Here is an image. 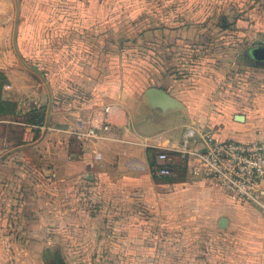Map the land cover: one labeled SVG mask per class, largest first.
Here are the masks:
<instances>
[{"label": "crops", "instance_id": "1", "mask_svg": "<svg viewBox=\"0 0 264 264\" xmlns=\"http://www.w3.org/2000/svg\"><path fill=\"white\" fill-rule=\"evenodd\" d=\"M189 1L198 3L19 0L15 46L16 0H0V67H5L0 69L6 79L0 101L10 106L0 115V151L36 142L45 130L39 120L44 114L46 121L48 89L18 54L43 73L54 99L46 135L22 149L39 153L38 171L51 169L49 195L21 198L15 213L49 215L56 225L58 218L66 217L74 234L94 236L65 240L63 248L107 249L102 243L112 241L102 218L113 217V245L122 250L116 262L264 264V212L208 178L194 154L210 132L222 140L264 141V88L254 95L250 89L236 92L228 88L222 68H198L196 63L181 67L190 27L201 35L221 11L234 13L233 0H212L211 6L206 0ZM252 2L258 15L248 9L244 39L254 34L253 15L264 19V0ZM198 8H207L208 15L201 16ZM226 31L224 37L232 38ZM127 49L133 56L146 54L151 68H141L139 58L124 61ZM153 86L183 107H152L145 92ZM239 114L244 120L236 118ZM106 118L110 132L78 140L66 131L70 124L100 126ZM44 147L49 148L48 164ZM163 151L170 157L169 176L157 174ZM90 199L99 203L96 209L88 207ZM28 201L32 204L26 208ZM221 218L227 219L225 228L220 227ZM25 247V242L2 236L0 264H11V248ZM67 254L68 264L96 263L84 254L72 261V252Z\"/></svg>", "mask_w": 264, "mask_h": 264}, {"label": "rangeland", "instance_id": "2", "mask_svg": "<svg viewBox=\"0 0 264 264\" xmlns=\"http://www.w3.org/2000/svg\"><path fill=\"white\" fill-rule=\"evenodd\" d=\"M156 1L162 2V0ZM191 3L194 5L198 2H191L189 0H185L184 2L186 5ZM231 3L233 4L234 13L228 12V9H224L220 12L221 15L215 18L212 25H208L207 28L201 31V35H199L196 27H190L189 32L186 33L185 46L181 50L183 64L181 67H192L193 63H196L195 65L198 68H222L220 70L222 71V77L227 76L230 81V85L228 83L229 89L234 88L236 92L250 89V92L254 95L257 90L264 88V63H257L250 53L251 48L264 42V35H256V33H264V21H262L264 19H258L253 15L254 22L251 26V32L254 34L249 39L247 37L244 39L243 33L248 29V25L245 23L248 20V17H246L248 9H252L254 11L252 13L258 15L254 10L257 9L254 6L255 2H252V0H233ZM206 4L211 6L213 1L206 0ZM198 10L203 17H206L209 13L207 8H198ZM225 14L228 17L227 20H225ZM223 20H225L224 23ZM226 29H228L229 33L230 31L232 32V38L224 37L227 34ZM138 56H136L135 52L133 56V53L127 49L126 54L123 55V59L130 62L131 59L139 58L141 59V68H151L147 61L150 58L146 54L140 53ZM178 56L176 55L175 58H172V61L175 62ZM0 68L5 67L1 66ZM5 82L3 70L0 69V88ZM9 108L10 106L0 101V115L6 114ZM44 123L40 129L45 128ZM1 133L0 131V135H2ZM14 147L17 146L4 148L0 151V156ZM41 151L42 154H47L45 160L46 164H48V161H50L49 148L44 147ZM38 163L39 153H25L22 149L10 153L0 161V238L7 236L10 237L11 241H20L26 244L25 248L10 249L11 264H55L56 252H60L65 258L67 257L66 255H69L67 254L69 251L72 252V256L74 257H71L72 261L79 260L84 254L88 262L96 261L95 264H131L130 259L124 263H120V261L116 262L122 250L118 246L113 245L115 232L113 217L102 218L109 227L107 228L108 233L105 235H108L107 238L112 241V243H107L109 241L102 243L103 246L108 244L107 249L74 247L72 250H69L63 248L64 245L61 242L70 240L71 238H87L92 240L94 236L91 233L74 234L76 232L70 231V225L67 224L66 217L58 218L56 225L51 224L52 221L53 223L55 222V218L49 215H44L41 218L18 217L16 215L15 212L20 206L19 200L21 198L28 197V199H32L35 194L39 195L41 193L49 195L51 169L44 168L40 172L36 169ZM86 203L90 209H96L97 205H99L93 199L86 200ZM27 204L26 208H29L32 203L29 202ZM39 222L42 225H39ZM57 246H62V248ZM100 255L103 256L101 258H104L105 261L100 258Z\"/></svg>", "mask_w": 264, "mask_h": 264}, {"label": "built area", "instance_id": "3", "mask_svg": "<svg viewBox=\"0 0 264 264\" xmlns=\"http://www.w3.org/2000/svg\"><path fill=\"white\" fill-rule=\"evenodd\" d=\"M101 123L100 126L70 124L66 131L78 140H85L100 132H110L108 119ZM204 145L207 149L205 153L194 152L200 156L205 166L204 174L225 192L264 212V141L222 140L210 132L204 139ZM169 159L167 151L159 154V176L171 175L167 164Z\"/></svg>", "mask_w": 264, "mask_h": 264}, {"label": "water", "instance_id": "4", "mask_svg": "<svg viewBox=\"0 0 264 264\" xmlns=\"http://www.w3.org/2000/svg\"><path fill=\"white\" fill-rule=\"evenodd\" d=\"M16 8H17L16 24H15V30H14V44H15V46H16V40H17V29H18V20H19V11H20L19 0H16ZM251 54L256 59L257 63H261V64L264 63V46L263 45H258V46L251 48ZM18 57H19L20 61L27 68L34 71L35 73H37L41 77V79L44 81V83L48 89V92H49V105H48L47 117H46V121H45V130H44V135H43V137H44L48 131L49 122H50V115H51V112L53 109V102H54L53 94H52L50 86L46 80V77L43 75V73L40 72L38 69L30 66L19 54H18ZM145 95H146V98L148 99V101L150 102L151 106L154 108H160L162 110H168V109H177V108L183 107V104L178 99H176L170 93H168L167 91H165L164 89L159 88V87L153 86V87L148 88L145 92ZM236 118L238 120H244L245 117H244V115L239 114L236 116ZM43 137L34 143L20 145V146L12 148L11 150H8L7 152H5L4 154H2L0 156V161L12 152L37 145L39 142H41ZM199 151L201 153H205L207 151V149L203 143H201V147L199 148ZM226 225H227V219L221 218L220 227L225 228ZM55 259H56L55 264H68L60 252H56Z\"/></svg>", "mask_w": 264, "mask_h": 264}, {"label": "trees", "instance_id": "5", "mask_svg": "<svg viewBox=\"0 0 264 264\" xmlns=\"http://www.w3.org/2000/svg\"><path fill=\"white\" fill-rule=\"evenodd\" d=\"M129 40H122V44L127 43ZM45 121V115L43 114V116H41V119L39 120V123L42 125Z\"/></svg>", "mask_w": 264, "mask_h": 264}, {"label": "flooded vegetation", "instance_id": "6", "mask_svg": "<svg viewBox=\"0 0 264 264\" xmlns=\"http://www.w3.org/2000/svg\"><path fill=\"white\" fill-rule=\"evenodd\" d=\"M251 57L254 58V56L250 53ZM254 60L256 61V59L254 58Z\"/></svg>", "mask_w": 264, "mask_h": 264}]
</instances>
